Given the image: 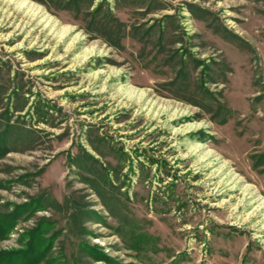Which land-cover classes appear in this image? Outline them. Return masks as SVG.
<instances>
[{
	"label": "rangeland",
	"instance_id": "rangeland-1",
	"mask_svg": "<svg viewBox=\"0 0 264 264\" xmlns=\"http://www.w3.org/2000/svg\"><path fill=\"white\" fill-rule=\"evenodd\" d=\"M68 3L0 0V264H264V0Z\"/></svg>",
	"mask_w": 264,
	"mask_h": 264
},
{
	"label": "trees",
	"instance_id": "trees-1",
	"mask_svg": "<svg viewBox=\"0 0 264 264\" xmlns=\"http://www.w3.org/2000/svg\"><path fill=\"white\" fill-rule=\"evenodd\" d=\"M68 2H69V3H70V2L78 3V0H70V1L68 0ZM69 3L66 4V6L69 5ZM92 13H93V12H92ZM93 14H94V13H93ZM224 122H225V120L222 121V123H224Z\"/></svg>",
	"mask_w": 264,
	"mask_h": 264
}]
</instances>
